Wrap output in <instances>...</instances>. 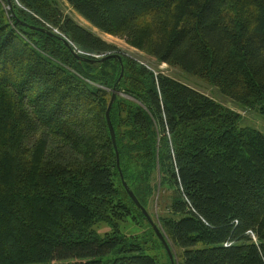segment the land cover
Segmentation results:
<instances>
[{
    "label": "trees",
    "instance_id": "1",
    "mask_svg": "<svg viewBox=\"0 0 264 264\" xmlns=\"http://www.w3.org/2000/svg\"><path fill=\"white\" fill-rule=\"evenodd\" d=\"M63 1L100 33L264 120V0ZM7 2L0 264H159L145 253L153 239L170 264L119 174L180 264H264V135L106 44L58 0ZM126 221L144 223L145 235H121ZM99 225L112 231L100 237Z\"/></svg>",
    "mask_w": 264,
    "mask_h": 264
},
{
    "label": "rangeland",
    "instance_id": "2",
    "mask_svg": "<svg viewBox=\"0 0 264 264\" xmlns=\"http://www.w3.org/2000/svg\"><path fill=\"white\" fill-rule=\"evenodd\" d=\"M59 7L63 11V13L69 16L76 24L81 26L84 29L91 31L97 37H99L103 42L109 45L115 46L118 50L122 53L141 61L143 64L148 65L152 70L159 71L165 76L184 84L199 93L208 96L209 98L213 99L215 102L227 108L240 116V126L252 128L264 135V120L257 114L256 111L247 110L237 106L236 104L229 101L227 98H224L219 94V92L210 84L206 83L205 81L188 74L186 72L181 71L176 67H171L167 65H158L155 60L149 58L146 55L136 51L135 49L130 48L126 45L123 40H120L115 37L107 36L96 29L92 28L86 21H84L80 16L74 13L65 3L63 0H58ZM156 198L154 202V209L149 213L152 217L154 216L155 220L157 219L156 215ZM118 230L120 234L126 237L130 236H137L141 237L145 235L146 232V225L144 223L138 225L132 223L130 221H126L124 223H120L118 225ZM111 227L107 225H99L95 227V232L98 236L102 237L104 234L111 232ZM154 239L151 242H148L145 245V253L150 257L155 258L159 264H166L164 252L159 249L158 247L153 244ZM174 264H180V258L176 250L172 249Z\"/></svg>",
    "mask_w": 264,
    "mask_h": 264
},
{
    "label": "water",
    "instance_id": "3",
    "mask_svg": "<svg viewBox=\"0 0 264 264\" xmlns=\"http://www.w3.org/2000/svg\"><path fill=\"white\" fill-rule=\"evenodd\" d=\"M8 2V6H10V0H7ZM117 59H120L117 56ZM121 74H122V70H121ZM115 99V94H112L109 105L107 107V111H106V122H107V126L109 129V134H110V138H111V143L114 147V149L116 150V145H115V137H114V133H113V129L111 127L110 121H109V111L110 108L114 102ZM117 156V154H116ZM120 175V180L122 182V186L124 188V190L126 191L128 197L130 198V200L133 202V204L135 205V207L142 213V215L144 216V218L146 219L147 223L149 224V226L151 227L152 231L154 232L156 238L158 239L160 245L163 247L168 260L170 262V264H174V259H173V254H172V250L169 247L168 243L166 242V240L164 239L163 235L161 234V232L159 231V228L152 222V220L150 219L149 215L147 214V212L139 205V203L137 202V200L135 199V197L133 196V194L131 193V191L128 189L126 183L123 181V177L121 174Z\"/></svg>",
    "mask_w": 264,
    "mask_h": 264
}]
</instances>
